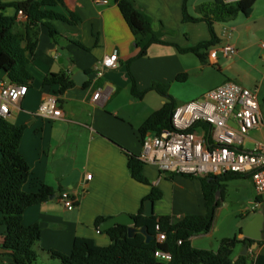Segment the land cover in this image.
<instances>
[{
  "label": "crops",
  "instance_id": "crops-1",
  "mask_svg": "<svg viewBox=\"0 0 264 264\" xmlns=\"http://www.w3.org/2000/svg\"><path fill=\"white\" fill-rule=\"evenodd\" d=\"M4 1H19L21 8L27 12L39 0ZM135 1L152 18L154 30L163 31L162 39L165 41L185 48L211 38L205 21H183L184 0ZM210 1L188 0L189 13L198 15V6ZM67 9L76 12L80 22L69 25L54 21L61 34L58 44L51 40L43 26L40 27L39 45L28 67L34 76L33 84L7 117L16 124L27 126L20 151L31 167V176L24 190L37 192L43 185L53 189L47 201L29 206L23 216L25 225L38 223L42 228V237L35 245L40 255L36 264L39 261L42 264H59L58 259L50 256V251L70 254L76 237L92 238L100 246L109 245L111 238L101 227L96 226V219L100 216L107 219L123 212L137 214L143 199L150 195L152 185L132 177L126 153L140 154L142 145L139 127L148 116L163 106L166 98L154 90L143 98L133 95L132 79L139 90L149 88L154 82L168 84L169 94L178 105L201 97L206 91L226 81H235L250 89L257 88L260 100L264 101V42L256 44V41H251L260 31H263L264 38V0L256 1L250 16H237L233 21L215 23L221 40L216 47L231 44L237 48V52L226 56L219 51L216 57H207V64L193 53H181L175 46L160 43L152 44L146 56L130 62L139 49L115 0H109L108 3L65 0V7H57L63 12H67ZM4 14L15 15L16 9L8 7ZM19 20L25 21L26 18ZM72 39L80 40L86 48L79 47ZM112 53L118 55L119 66L105 69L104 75L97 78L96 66ZM78 70L88 73L83 86L75 82L63 94L58 93L57 85L43 86V80L51 72H64L72 78ZM181 73L187 74L185 80L177 79ZM205 77L214 78L215 84H209ZM2 81L10 82L5 73L0 75ZM98 88H103L107 95L94 101L92 97ZM53 94L59 96L62 117L48 120L38 116L36 111L41 102ZM262 141L264 108L262 123L250 132L244 148L253 149ZM248 142L253 147H247ZM144 173L163 193L162 198L154 201V213L170 215L173 222L180 221L189 213H206L199 178L192 179L194 177L182 174L168 178L170 173L161 172L154 164H146ZM88 174L92 175L91 179L86 178ZM235 180L239 187L249 188L248 193H239L236 207L240 206V202L247 201L250 208H242V214L245 211L252 213V216L244 220L236 219L228 228L220 225L223 211L230 206L227 195H224L212 229L192 236L194 247L217 251L223 238L236 235L240 239L248 238L242 233L244 227L259 212L264 214V200L260 199L257 209H253L257 194L252 179ZM229 184V181L226 182V185ZM252 188L254 195L251 194ZM64 191L77 199V205L72 210L60 201V194ZM6 232L7 228L0 226V264H13L10 251L3 246ZM251 240L248 263L258 254L264 255V223L262 239L258 243ZM244 246L243 243L237 244L234 256L243 251Z\"/></svg>",
  "mask_w": 264,
  "mask_h": 264
},
{
  "label": "trees",
  "instance_id": "trees-1",
  "mask_svg": "<svg viewBox=\"0 0 264 264\" xmlns=\"http://www.w3.org/2000/svg\"><path fill=\"white\" fill-rule=\"evenodd\" d=\"M115 1L130 26L135 36L136 47L139 49L130 62L146 56L152 44L160 43L175 46L181 53H193L202 63L207 64L209 49L221 41L216 32L215 23L231 21L240 14L250 16L257 0L235 2L212 0L198 6V15L189 13L188 0H184L183 21H205L211 34L210 39L185 48L162 39L163 31L154 30L152 18L135 0ZM58 6L65 7V0H39L26 12L21 8L19 1L0 0V75L5 73L11 83L27 87L33 84L34 76L28 67L39 45L41 26L47 30L51 40L58 44L61 34L54 21L69 25L80 22V16L76 12L70 9H67V12L59 11ZM8 7H14L16 14H4ZM19 10H23L27 15L25 21L18 19ZM72 41L79 47L86 48L80 40L72 39ZM186 78L185 73L177 76V79L181 81ZM54 85L59 86L58 93L63 94L75 85V81L64 72H51L43 80V86ZM152 90L163 95L166 102L140 125L141 139L147 132L160 133L163 129L170 128L172 114L178 106L174 97L169 94L168 84L154 82L149 88L139 90L135 80L132 79L133 95L143 98ZM26 127L25 124H16L0 115V226L7 228L3 246L10 251L13 264H36L40 255L35 245L42 237V228L38 223L25 225L23 216L29 206L47 201L53 193L52 187L48 185H43L37 192L24 190V185L31 176V167L20 151ZM126 154L132 177L141 183L152 185L150 195L143 199L139 212L133 215L136 225L138 227L146 225L152 234L157 235L156 225L159 224L160 231L165 233L166 238L163 241L155 239L148 243L142 233H136L135 236L130 237L127 225L116 224L104 231L111 238L109 245L100 246L92 238L76 237L70 254L51 250L52 258L58 259L59 264H248V255H241L234 261V249L239 243L251 247L253 240L249 238L240 239L237 235L223 238L220 240L217 251L196 248L192 245L191 238L212 229L217 210L225 195L226 182L249 178V175L240 173L210 176L186 175L201 180L206 213H189L180 221L173 222L170 215L156 213L151 216L144 215L145 200L150 198L156 201L162 198L163 193L145 175L146 164L140 160L139 155L130 152ZM175 174L170 173L167 177L173 178ZM218 190L220 197L217 196ZM105 219L103 216L98 217L96 226L100 227ZM157 251L169 254L170 258L164 259L158 256ZM252 263L264 264V255L258 254Z\"/></svg>",
  "mask_w": 264,
  "mask_h": 264
},
{
  "label": "built area",
  "instance_id": "built-area-1",
  "mask_svg": "<svg viewBox=\"0 0 264 264\" xmlns=\"http://www.w3.org/2000/svg\"><path fill=\"white\" fill-rule=\"evenodd\" d=\"M98 1L108 3L109 0ZM17 16L18 19L27 17L23 10H19ZM219 51L231 56L236 54L237 48L231 44L219 48L213 46L208 56L214 58ZM119 64L116 53L106 55L96 66L95 76L100 78L105 69L117 68ZM27 91L26 85L0 82V115L8 117L12 107L20 104ZM106 95L103 88H98L92 99L96 101ZM263 108L264 101L260 100L257 88L226 81L201 97L178 105L172 114L170 128L142 136L139 158L145 164L156 165L163 173L192 176L247 174L254 183L257 197L253 209H257L260 199L264 200V141L258 142L253 149H246L244 145L250 132L261 125ZM36 114L48 120L62 117L59 96L53 94L44 99ZM86 178L91 179L92 175L88 174ZM60 201L69 210L77 205V199L68 191L60 194ZM160 229L157 224L156 239L163 241L166 237ZM156 254L170 258L169 254L160 251ZM252 261L248 264H253Z\"/></svg>",
  "mask_w": 264,
  "mask_h": 264
},
{
  "label": "water",
  "instance_id": "water-1",
  "mask_svg": "<svg viewBox=\"0 0 264 264\" xmlns=\"http://www.w3.org/2000/svg\"><path fill=\"white\" fill-rule=\"evenodd\" d=\"M88 78V73L84 70H78L72 75V79L77 85L83 86ZM220 191H217V196ZM154 213V201L152 199H146L144 203V215L151 216ZM264 223V214L259 212L256 217L243 229V235L245 237L254 239L258 243L262 239V228ZM116 224H124L128 226V235L130 237L135 236L136 233H142L146 242H152L156 239V235L152 234L146 225L138 227L136 225V219L133 215L128 213H120L119 215L109 217L101 223V230L105 231ZM249 247L244 246L243 251L234 257V261L237 260L241 255H247Z\"/></svg>",
  "mask_w": 264,
  "mask_h": 264
},
{
  "label": "rangeland",
  "instance_id": "rangeland-1",
  "mask_svg": "<svg viewBox=\"0 0 264 264\" xmlns=\"http://www.w3.org/2000/svg\"><path fill=\"white\" fill-rule=\"evenodd\" d=\"M239 17H247V16H245L243 14H240ZM262 37H263V31H260L258 34H256V37H252L251 38V41L252 42L256 41V44H259V43L261 44V42H264V38H262ZM189 55H191V57L192 56L194 57L193 54H189ZM211 67L217 68L216 66H213V65H211ZM205 79H207V82L209 84H215V82H216V80L214 78H212V77H208V78L205 77ZM246 146L249 147V148L253 147L251 142H248L246 144ZM180 177H182V176H180ZM188 179H190V178H188ZM192 179H197V178H192ZM229 182H230V184L226 185V188H225V196L227 195L226 198H227L228 202L230 203V206H229V209H226V210L223 211V214L220 217V221H219L220 225H222L224 227H227V228L230 226V224L232 222L236 221V219L237 220H244V219H247V218L252 216V213H246L245 211L243 212L244 215L242 214V208H244V210L247 209V208H250V206L247 205V203H246L247 201L245 203H241L240 202L239 203L240 206L236 207V205H237L236 200L239 198V193L240 192H242V193L247 192L248 193V191H249L248 186L247 187H243V186L239 187L237 185L238 182L235 179L231 180ZM254 193H255V191L252 188L251 194L254 195ZM39 264H42V262L39 261Z\"/></svg>",
  "mask_w": 264,
  "mask_h": 264
}]
</instances>
